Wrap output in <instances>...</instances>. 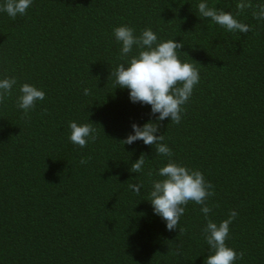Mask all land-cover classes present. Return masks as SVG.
Returning a JSON list of instances; mask_svg holds the SVG:
<instances>
[{"label":"trees","instance_id":"16d2710c","mask_svg":"<svg viewBox=\"0 0 264 264\" xmlns=\"http://www.w3.org/2000/svg\"><path fill=\"white\" fill-rule=\"evenodd\" d=\"M199 2L33 0L23 16L0 13V77L17 79L0 102V264H203L209 254L200 205L189 201L172 231L153 214L150 181L168 158L121 141L133 122L155 120L111 77L121 24L183 42L179 55L200 80L181 122L165 118L157 134L213 185L210 219L237 211L226 240L243 252L235 264H264V21L239 0H206L250 26L231 32L200 16ZM25 82L45 91L27 114L16 105ZM71 120L92 124L96 139L73 145ZM142 153L143 170L130 172Z\"/></svg>","mask_w":264,"mask_h":264},{"label":"clouds","instance_id":"9594fccd","mask_svg":"<svg viewBox=\"0 0 264 264\" xmlns=\"http://www.w3.org/2000/svg\"><path fill=\"white\" fill-rule=\"evenodd\" d=\"M33 0H0V13L11 18L23 16L32 5ZM238 10L253 8L252 15L258 21H264V0H259L253 6L249 0H239ZM197 11L202 17L210 18L212 22L231 32H248L250 26L237 18L238 14L229 11L215 10L207 6L206 0H200ZM115 41L119 44L121 63L111 71L116 86L128 90V98L132 103L150 106L149 119L143 124L133 122L132 131L121 141L132 144L142 140L145 145L155 146V152L167 157V162L158 167L154 178L150 181L148 200L154 215L159 216L168 231L174 230L180 218L185 213V206L189 201L200 205L205 224L202 234L208 246L209 254L203 264H235L243 256L226 244L229 238V225L237 216L232 209L226 219L219 223L209 218L211 206L207 203L213 195V185L206 180L201 170L172 159V150L163 141V134L158 133V122L169 118L172 123H180L184 113V105L193 94L195 85L199 83V70L187 60H183L179 52L183 42L175 38L159 39L151 28L136 30L127 24L115 26L112 30ZM17 84L15 76L0 77V102H3ZM16 97L17 108L27 114L38 101H43L45 91L31 83H21ZM89 89H83L87 96ZM68 140L80 148L97 137V130L90 123L68 122ZM81 164L86 159L81 158ZM145 165V155L131 163L130 172L140 173ZM152 176V172L148 173ZM144 187L142 182L129 184L132 192L139 194ZM182 231V229H179Z\"/></svg>","mask_w":264,"mask_h":264}]
</instances>
